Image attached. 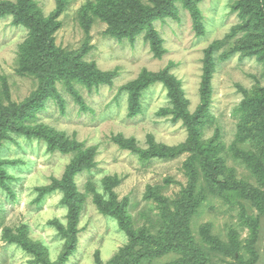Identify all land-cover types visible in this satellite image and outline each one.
Returning a JSON list of instances; mask_svg holds the SVG:
<instances>
[{"label": "rangeland", "instance_id": "1", "mask_svg": "<svg viewBox=\"0 0 264 264\" xmlns=\"http://www.w3.org/2000/svg\"><path fill=\"white\" fill-rule=\"evenodd\" d=\"M35 3L44 16L56 8L55 0H35ZM96 3L97 0H65L64 10L57 18L60 25L54 32V42L73 52L91 46L85 60L94 63L99 71L115 72L113 85L92 91L77 86L89 108L81 110L62 84H58L64 110L56 101L49 100L37 119L49 131L64 133L86 146H96V167L74 178L83 196V208L76 248L64 264H100L98 259L106 263L129 244L117 221L100 213L94 203V193L108 198L103 185L105 178L119 180L113 191L118 201L128 199L133 228H142V235L155 236L160 228L152 221L158 216L162 221L167 211H176L175 204L181 201L182 191L189 188L190 173L184 166L189 153L173 159L147 160L121 149L112 137H132L141 149L152 145L172 147L187 141V129L181 121L173 122L172 115H162L161 109L171 105L161 83L143 91L142 112L133 118L127 116L128 95L119 88L135 81L143 70L156 73L169 66V73L180 81L188 111L194 113L200 104L204 50L213 43L220 48L213 55L210 123L202 131L200 141L212 140L218 146L212 167L216 168L223 189L218 184V193L206 190V199L192 215L190 229L195 241L208 252L211 245L203 240L205 236L224 243H229L233 236L237 240L238 253L224 256L217 251L211 256V264H264V215L258 207L264 204V114L256 113L254 121L244 124L247 132L255 136L250 137L247 132L240 135L239 128L240 105L246 98L264 94V63L240 50L243 34L235 31L241 22L234 9L237 0H198L203 35L196 34L190 11L178 3L177 19L154 22L164 50L160 58L153 56L143 33L133 41L108 34V24L94 15ZM11 20L10 16L0 20V91L8 89L3 104L21 102L38 87L37 80L23 73L19 65L27 31L13 26ZM217 132L219 137L215 138ZM13 137L0 146V159L7 162L3 167L10 177L6 180L7 187L0 185V264H35L31 262L34 258L31 254L7 241L9 235L18 234L23 228L27 238L39 242L49 260L55 262L64 250L65 240L51 221L65 225L67 209L61 203L62 193L55 191L37 201L36 188L49 184L53 177L60 178L72 155L49 152L45 143L36 139ZM149 186L152 195L148 197ZM178 256L167 253L139 264H168Z\"/></svg>", "mask_w": 264, "mask_h": 264}, {"label": "trees", "instance_id": "2", "mask_svg": "<svg viewBox=\"0 0 264 264\" xmlns=\"http://www.w3.org/2000/svg\"><path fill=\"white\" fill-rule=\"evenodd\" d=\"M55 2V11L44 16L36 6L35 0H17L15 3L0 1V20L10 16L13 26L23 27L27 31L26 39L21 45L19 65L23 73L33 76L38 83L37 89L18 103L9 101L3 104V98L8 96V89L4 88L0 91V146L5 141L13 140L15 135L23 136L28 140L42 141L49 152L72 155L60 178L53 177L49 184L36 188L37 201L55 191L62 193L61 203L67 209L65 225L56 220L51 221L65 240L64 250L58 260L50 261L39 242L27 238L25 228L7 238L9 243H16L31 254L34 257L31 262L35 264H64L73 254L77 244V226L83 208V196L78 191L74 178L81 173L91 172L96 167V146H86L84 142L70 138L64 133L47 130L42 124L37 123L38 115L45 110L49 100L56 101L61 110H64V100L58 84H62L81 110H88L77 86L84 87L88 91L103 85L111 87L116 77L115 72L99 71L94 63L85 60L84 57L91 46L86 45L81 51L73 52L55 45L54 32L60 25L57 18L64 10L65 0H55ZM197 2L198 0H97L93 9L95 8V17L108 24V34L119 40L126 38L133 41L136 36L143 33L153 56L160 58L164 50L161 47V38L154 28V22L165 18L177 19L179 3L190 11L196 34L203 35ZM234 9L238 11L241 19L235 28V31L238 30L243 34L240 50L264 63V0H237ZM88 27L89 24L86 23V30ZM219 48L218 43H213L204 50L203 75L199 90L200 104L194 113L188 111L180 81L169 73V66L156 73L143 70L135 81L119 88L128 95L127 116L133 118L142 112L140 99L143 91L150 85L161 83L167 91L171 105L169 108L161 109V113L172 115L173 122L181 121L187 129L188 139L177 146L152 145L148 149L139 148L132 137L125 139L118 135L113 136L112 141L121 149L129 150L147 160L152 158L167 160L182 153H189L184 166L189 170L190 181L188 190L182 191L181 201L175 204L176 211H167L162 221L159 216L152 221V224L158 223L160 228L158 233L152 236L142 235L140 233L142 228L139 230L133 228L128 213V199L118 201L113 191L119 180L116 177L105 178L103 185L108 198L105 199L103 195L94 193V203L100 213L117 221L119 228L128 236L129 244L121 248L106 263H102L97 256L100 264H139L144 259L167 253L179 255L168 264H211V256L217 251L226 256L238 253L240 250L234 236L229 243L205 236L203 240L211 245L208 252L204 246L195 241L190 229L192 215L206 199V190L208 189L211 194L219 192L218 172L212 167L218 146L214 145L212 140L200 141L202 131L210 123L208 111L211 77L215 64L213 55ZM255 107H258V110L254 111ZM239 109L242 112L240 135H245L247 127L244 124L254 121L256 113L264 114V94L246 98ZM246 134L250 137L255 136L250 132ZM218 137L217 132L215 138ZM5 163L7 162L0 159L2 187H7L6 180L10 178L3 167ZM201 174H204L203 178ZM220 189H223L222 185ZM150 191L149 186L148 197L152 195ZM258 207L259 212L264 215V204ZM253 224H257V220ZM253 233L256 236V232ZM238 258H241L240 254Z\"/></svg>", "mask_w": 264, "mask_h": 264}]
</instances>
